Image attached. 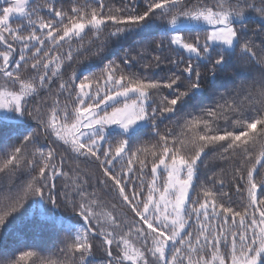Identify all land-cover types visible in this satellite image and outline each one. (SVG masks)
Wrapping results in <instances>:
<instances>
[{"label":"snow or ice","instance_id":"6c2138e0","mask_svg":"<svg viewBox=\"0 0 264 264\" xmlns=\"http://www.w3.org/2000/svg\"><path fill=\"white\" fill-rule=\"evenodd\" d=\"M25 212L52 242L0 264H264V0H0V234Z\"/></svg>","mask_w":264,"mask_h":264},{"label":"trees","instance_id":"16d2710c","mask_svg":"<svg viewBox=\"0 0 264 264\" xmlns=\"http://www.w3.org/2000/svg\"><path fill=\"white\" fill-rule=\"evenodd\" d=\"M255 19L256 18L253 17L254 21ZM249 27H257V24L252 23ZM127 43H131V41H128ZM119 51L120 46H115L112 49V54L109 58H115L119 55ZM161 74L163 75V73ZM161 127L163 128L164 125H161ZM56 215L68 217L70 213L61 210L57 212ZM40 223L41 222L35 214H29L28 212H25L22 216L13 220L7 228L2 230V234H0V253L13 255L19 250H26L28 246L37 247L38 249L48 246L52 242V238L40 230L38 227ZM103 257L104 253L98 247L92 258L94 264H100ZM3 258L4 257L0 255V259Z\"/></svg>","mask_w":264,"mask_h":264}]
</instances>
